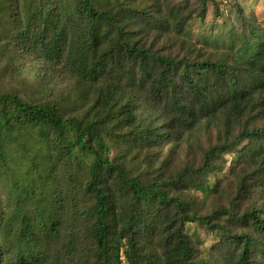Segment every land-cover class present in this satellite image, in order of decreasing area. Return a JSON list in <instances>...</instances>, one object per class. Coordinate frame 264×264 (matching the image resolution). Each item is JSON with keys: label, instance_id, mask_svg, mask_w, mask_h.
Here are the masks:
<instances>
[{"label": "trees", "instance_id": "obj_1", "mask_svg": "<svg viewBox=\"0 0 264 264\" xmlns=\"http://www.w3.org/2000/svg\"><path fill=\"white\" fill-rule=\"evenodd\" d=\"M210 4L220 13L216 0H0V61L61 65L72 87L0 92V264H264V21L239 8L241 34L200 57L188 26ZM168 145L185 146L180 166L158 164ZM233 152L227 191L210 177ZM187 222L218 235L216 254L198 258Z\"/></svg>", "mask_w": 264, "mask_h": 264}, {"label": "rangeland", "instance_id": "obj_2", "mask_svg": "<svg viewBox=\"0 0 264 264\" xmlns=\"http://www.w3.org/2000/svg\"><path fill=\"white\" fill-rule=\"evenodd\" d=\"M92 1L97 5L102 2V0ZM180 1H185L187 3L196 2V0ZM216 2L219 4L220 13L216 12L213 4H210L204 21L198 18H193L189 21L188 29L192 34V40L196 42V46H194V55H199L200 57H207L209 55L219 57L225 54L221 53L226 52V49L221 46V44L223 45L226 40L231 38L230 33L241 34L237 20L239 8L244 10L248 15H255L258 21H264V0H227V3H224L222 0H216ZM204 39L207 40L204 41ZM215 43H217L218 46L215 45ZM239 45L240 43L237 41L234 50L239 47ZM4 56L5 57L1 58L0 61V92H16L24 99H39L48 96L53 98L61 93L72 92V87L68 85L69 78L66 74L62 73L61 65L53 69L43 60L26 54H10ZM41 79L44 80V82H41ZM226 128L227 126H225V130ZM225 130L223 128V134L224 136L226 134L228 140L235 138L239 132V128L233 125L227 128V133H225ZM215 137V129L212 130L211 136L206 130H203L201 134V140L206 147L209 145L207 144L208 140H214ZM247 143L248 140L244 141L239 148ZM110 144H112V153L121 150L127 151L126 147L123 145H119L122 149L118 150L114 142H110ZM184 147V145L181 146L179 151L173 157H170L168 154L170 150L169 145L165 146L163 150H160V160L158 164H160L163 159L170 157L172 159V168L180 166L187 153ZM131 153L133 152L131 151ZM224 157L226 160L224 169L216 174H212L210 180L214 182L215 179L223 178V188L227 191H235L236 181L234 176L230 174L229 168L232 164L240 166L242 162H238L235 159L237 157L235 152L227 153ZM156 165L157 163H155V166ZM1 190L0 188V191ZM196 194L202 196L200 192ZM235 198L240 201L239 208L243 210L255 202L256 194L252 192L243 198H238V196H235ZM206 207L207 209H211L209 203ZM185 229L194 237L195 244L198 248V258L205 257L208 253H212V255L216 254L214 245L220 242V238L215 232L210 231L204 224L199 222H187L185 224ZM236 229L240 230L241 228ZM257 259L260 258L257 256ZM122 264H127L124 257H122Z\"/></svg>", "mask_w": 264, "mask_h": 264}, {"label": "built area", "instance_id": "obj_3", "mask_svg": "<svg viewBox=\"0 0 264 264\" xmlns=\"http://www.w3.org/2000/svg\"><path fill=\"white\" fill-rule=\"evenodd\" d=\"M224 3H227V0H222Z\"/></svg>", "mask_w": 264, "mask_h": 264}]
</instances>
